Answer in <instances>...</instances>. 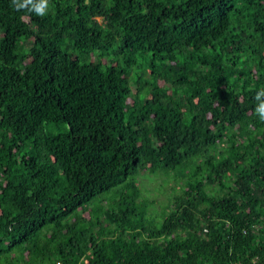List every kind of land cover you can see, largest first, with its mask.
<instances>
[{"label": "trees", "instance_id": "trees-1", "mask_svg": "<svg viewBox=\"0 0 264 264\" xmlns=\"http://www.w3.org/2000/svg\"><path fill=\"white\" fill-rule=\"evenodd\" d=\"M261 89L264 0H0V264H264Z\"/></svg>", "mask_w": 264, "mask_h": 264}, {"label": "rangeland", "instance_id": "rangeland-1", "mask_svg": "<svg viewBox=\"0 0 264 264\" xmlns=\"http://www.w3.org/2000/svg\"><path fill=\"white\" fill-rule=\"evenodd\" d=\"M105 60H103V63ZM176 172L171 170L168 175L158 172L152 174L148 171L135 173L137 187L141 193V201L147 207V220L160 221L163 215L168 211L170 201L175 195H180L182 180L175 178ZM115 201L114 194L109 193L102 196V199L95 200L91 204V208L106 207ZM100 204V205H99ZM83 217L87 219L88 213H84Z\"/></svg>", "mask_w": 264, "mask_h": 264}, {"label": "clouds", "instance_id": "clouds-1", "mask_svg": "<svg viewBox=\"0 0 264 264\" xmlns=\"http://www.w3.org/2000/svg\"><path fill=\"white\" fill-rule=\"evenodd\" d=\"M11 6L17 11L34 13L37 16H45L49 11V0H11ZM254 112L260 121L264 122V89L259 90L255 97Z\"/></svg>", "mask_w": 264, "mask_h": 264}]
</instances>
